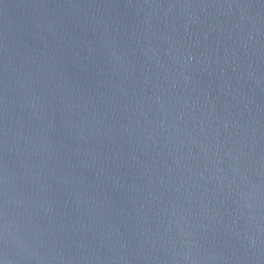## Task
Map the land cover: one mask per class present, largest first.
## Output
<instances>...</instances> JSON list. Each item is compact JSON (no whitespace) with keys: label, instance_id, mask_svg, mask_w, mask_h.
<instances>
[{"label":"water","instance_id":"water-1","mask_svg":"<svg viewBox=\"0 0 264 264\" xmlns=\"http://www.w3.org/2000/svg\"><path fill=\"white\" fill-rule=\"evenodd\" d=\"M0 264H264V0H0Z\"/></svg>","mask_w":264,"mask_h":264}]
</instances>
